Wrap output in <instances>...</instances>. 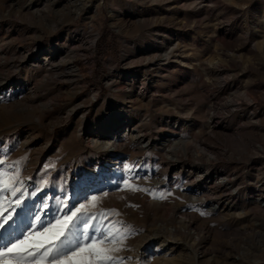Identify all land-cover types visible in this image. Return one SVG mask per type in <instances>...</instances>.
<instances>
[{
  "label": "rangeland",
  "instance_id": "obj_1",
  "mask_svg": "<svg viewBox=\"0 0 264 264\" xmlns=\"http://www.w3.org/2000/svg\"><path fill=\"white\" fill-rule=\"evenodd\" d=\"M0 181V246L83 204L81 264H264V0H0Z\"/></svg>",
  "mask_w": 264,
  "mask_h": 264
},
{
  "label": "snow or ice",
  "instance_id": "obj_2",
  "mask_svg": "<svg viewBox=\"0 0 264 264\" xmlns=\"http://www.w3.org/2000/svg\"><path fill=\"white\" fill-rule=\"evenodd\" d=\"M19 163V162H17ZM4 175H7L4 173ZM19 173L17 172V176ZM0 197L4 193H10L11 196L16 197L17 193H20L14 201L15 208H12L7 216H3L0 219V229H5V225H9L11 228L17 223V221L22 216H26V213L30 211L28 205L24 203V197L26 193L22 192L19 187H14L10 185L7 181H0ZM35 195V193H33ZM93 200H96V197H92ZM62 202L57 199L55 200L56 205H60ZM44 207H47L45 204ZM68 207V212L62 219H55V223H52L49 220L42 219L39 215H35L34 221L35 224L39 226V234L46 235L52 231L53 236L56 237V240L59 243L49 239L47 245L41 243L39 246L35 244H30V240L34 238L35 232L32 230L31 225L29 230L26 233H22L21 236L7 240L3 246H0V264H4V260L8 256H12L13 259L9 261V264H25L26 261H35L37 259H47L51 258L50 264H81L77 260L78 252H82L83 248L79 242L80 238H88L87 234L80 233L77 237V224L87 223L83 219V216H78V213L82 211L86 215L85 205L81 204L79 207H76L75 210H72L73 206L66 205ZM19 209V212H16V209ZM12 213H16V219L13 218ZM47 216V213H45ZM88 219H93V217H88ZM11 221V224L9 222ZM75 221V222H74ZM72 225L71 230L69 231V225ZM54 230V231H53ZM93 233L101 235L103 238L107 239L110 236V231L105 229L101 232L100 227L97 225L92 226ZM63 237V239H61ZM94 243V241H93ZM107 261H110L111 264H116V261L119 258L105 257Z\"/></svg>",
  "mask_w": 264,
  "mask_h": 264
},
{
  "label": "bare ground",
  "instance_id": "obj_3",
  "mask_svg": "<svg viewBox=\"0 0 264 264\" xmlns=\"http://www.w3.org/2000/svg\"><path fill=\"white\" fill-rule=\"evenodd\" d=\"M136 136V135H135ZM136 138V137H135ZM139 140V139H138ZM111 143V142H110ZM147 144L149 143V141L148 142H146Z\"/></svg>",
  "mask_w": 264,
  "mask_h": 264
}]
</instances>
